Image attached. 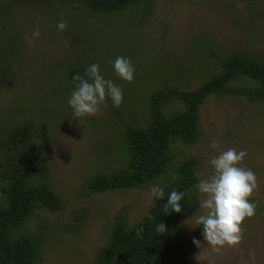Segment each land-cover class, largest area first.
I'll list each match as a JSON object with an SVG mask.
<instances>
[{"label":"rangeland","instance_id":"1","mask_svg":"<svg viewBox=\"0 0 264 264\" xmlns=\"http://www.w3.org/2000/svg\"><path fill=\"white\" fill-rule=\"evenodd\" d=\"M0 9V44L7 40V49L0 45V58L8 56L6 75H0V134L10 120L26 114L41 123L48 176L65 201L63 211L42 212L51 226L43 262L90 264L118 213L125 211L133 225L153 200L149 188L83 194L87 177L108 171L120 158L119 135L128 120H120L110 99L97 114L75 117L67 102L66 72L98 63L105 78L121 87L119 107L131 117V107H146L147 94L142 92L166 81L199 87L218 54L252 53L264 59V0H145L113 19L53 4L3 7L0 1ZM61 18L67 23L62 32L56 27ZM36 28L40 36L29 42L26 36ZM117 56L135 65L132 82L115 74L112 62ZM259 112V106L239 96L210 97L201 108L203 138L181 153L201 157V175L207 177L213 171L211 157L221 150L247 152L242 166L256 174L258 186L251 199L257 208L241 225V242L219 251L203 239L201 247L194 245L195 216L204 211L199 209L192 219L179 222L166 264H264V119ZM213 140L216 149L210 147ZM80 217H85L81 231L69 233L64 225Z\"/></svg>","mask_w":264,"mask_h":264},{"label":"trees","instance_id":"2","mask_svg":"<svg viewBox=\"0 0 264 264\" xmlns=\"http://www.w3.org/2000/svg\"><path fill=\"white\" fill-rule=\"evenodd\" d=\"M3 7L18 5H61L89 12L102 19H113L145 0H0ZM244 3L249 0H239ZM0 9V13H1ZM7 49V40H2ZM7 55L0 58V75ZM85 68L71 67L65 74L67 90L74 88V74ZM199 87L190 89L178 80L147 94L146 107H131V117L115 106L120 120H128L119 135L118 154L110 169L87 177L81 187L92 195L114 190H139L158 184L165 198L153 201L145 215L133 225L127 213L116 216L105 245L90 264H166L168 248L179 222L199 209L201 198L194 188L202 178L201 157L181 155L204 136L201 108L212 96H239L260 107L264 119V59L252 53L218 54L209 74ZM145 105V104H144ZM31 115L10 120L0 134V264H44L43 256L50 238V222L44 210L63 211L65 201L54 190L46 167L43 126ZM233 138L231 132L228 134ZM43 141V142H42ZM199 173L200 177L196 174ZM176 179H173V177ZM182 191L181 212H164L171 190ZM85 217L64 225L78 234ZM163 223L166 231H157ZM193 237L202 240L198 225Z\"/></svg>","mask_w":264,"mask_h":264},{"label":"clouds","instance_id":"3","mask_svg":"<svg viewBox=\"0 0 264 264\" xmlns=\"http://www.w3.org/2000/svg\"><path fill=\"white\" fill-rule=\"evenodd\" d=\"M57 30L64 31L67 28L66 21L61 18L57 22ZM40 30L34 29L31 36L26 39L40 36ZM115 74L122 80L132 82L134 80L135 65L126 56H117L112 62ZM74 85L68 98V104L77 118H85L97 114L100 106L110 99L116 107L122 103L123 91L113 80L105 78L100 71L98 63L87 66L83 75L74 74ZM216 149L218 142L213 140L210 145ZM247 156L243 149L228 148L221 150L218 155L211 157L209 163L212 174L198 179L194 188L200 194V209L204 210L195 216V222L202 229L203 240L214 250L219 251L225 246L235 247L243 238L242 223L246 218L253 217L257 204L251 199L257 189V177L255 172L242 166V161ZM200 177V174H196ZM173 179H176L174 176ZM185 193L171 190L164 203V212L168 210L179 213L182 209L181 201ZM149 196L153 201L165 198L164 187L158 184L149 186ZM194 214L190 219H192ZM157 231H166L163 223L157 226ZM193 244L201 247V240L193 237ZM251 255V253H250Z\"/></svg>","mask_w":264,"mask_h":264}]
</instances>
